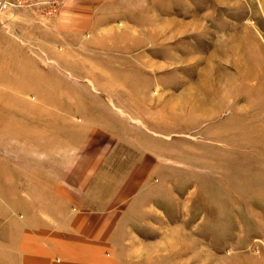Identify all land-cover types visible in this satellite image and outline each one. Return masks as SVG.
Returning <instances> with one entry per match:
<instances>
[{"label": "rangeland", "instance_id": "rangeland-1", "mask_svg": "<svg viewBox=\"0 0 264 264\" xmlns=\"http://www.w3.org/2000/svg\"><path fill=\"white\" fill-rule=\"evenodd\" d=\"M59 183L67 215L26 217ZM17 191L20 224L111 215L118 264H264V0H0Z\"/></svg>", "mask_w": 264, "mask_h": 264}, {"label": "crops", "instance_id": "crops-1", "mask_svg": "<svg viewBox=\"0 0 264 264\" xmlns=\"http://www.w3.org/2000/svg\"><path fill=\"white\" fill-rule=\"evenodd\" d=\"M15 175L10 177L11 184H18L17 163ZM69 189V190H68ZM53 192L54 197L48 198L44 206L35 208L27 205L26 217L39 214L42 216L57 215L66 216L69 212V205H72L73 198L66 197L65 192H76L69 186L59 183ZM129 192V191H128ZM10 208L0 206V264H118L119 261L113 255L110 241H112L109 222L111 215L99 228L96 224L95 216H102L98 212L90 211L81 213L80 210L74 217L76 224H66V218L57 222L50 219H42V223L36 226L32 224H20L14 218L17 210L18 191L11 195ZM116 204H120L123 199H129L126 188L118 198ZM16 202V203H15ZM76 205V202L75 204ZM68 208V209H67ZM38 211H37V210ZM89 215L92 218L90 223L83 224L80 216ZM72 217V215H70ZM110 217V218H109ZM71 220V219H70ZM74 221V219H73ZM112 222V221H111ZM116 222V221H114Z\"/></svg>", "mask_w": 264, "mask_h": 264}]
</instances>
